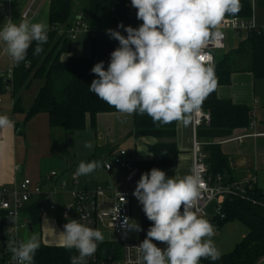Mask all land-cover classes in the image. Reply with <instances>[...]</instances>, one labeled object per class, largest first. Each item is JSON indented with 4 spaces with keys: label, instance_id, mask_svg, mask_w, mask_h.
I'll list each match as a JSON object with an SVG mask.
<instances>
[{
    "label": "clouds",
    "instance_id": "clouds-1",
    "mask_svg": "<svg viewBox=\"0 0 264 264\" xmlns=\"http://www.w3.org/2000/svg\"><path fill=\"white\" fill-rule=\"evenodd\" d=\"M131 6L142 23L135 28L118 24L126 35L106 30L119 46L110 53L107 69L103 61L92 67L97 78L89 91L122 115L146 114L153 123L188 125L218 85L215 65L204 62L203 52L223 38L219 26L227 14L241 10L240 0H131ZM47 40V25L27 17L19 23L6 18L0 27V45L17 65L25 61L33 42L35 56L43 52ZM11 127L14 121L0 115V129ZM85 147L91 149L92 143L86 142ZM98 167L95 160L81 161L75 175H89ZM200 186L201 177L196 173L175 178L154 167L141 174L133 196L152 224L146 237L134 246L136 258L128 264H200L202 259L220 258L212 239L216 228L199 215ZM65 218L63 245L78 252L70 257V264H88L104 235L82 223L84 217ZM121 227L124 238L129 231L143 230L127 219ZM7 247L14 264H34L40 239L33 232L26 239L9 240Z\"/></svg>",
    "mask_w": 264,
    "mask_h": 264
},
{
    "label": "trees",
    "instance_id": "trees-1",
    "mask_svg": "<svg viewBox=\"0 0 264 264\" xmlns=\"http://www.w3.org/2000/svg\"><path fill=\"white\" fill-rule=\"evenodd\" d=\"M127 0H85L87 9L82 18L92 30L104 31L117 29L121 22L126 23ZM241 10L227 17L249 19L258 11L264 13V0H240ZM73 0H52L49 14L50 28L48 40L42 45L43 52L33 55L35 42L28 49L25 61L14 63L13 79L0 76V97L8 93L15 99L13 112L26 114L25 123L39 114L49 117L51 128L63 129L69 136L86 129L90 117L92 127L96 126L97 116L105 113H119L89 91V85L96 79L92 67L100 61L107 69L110 53L119 46L118 41L98 37L90 39L88 56L71 55L72 41L59 34V27H68L75 19ZM215 74L218 78L217 88L205 99L201 109L209 112L211 123L199 130V137L206 140L225 139L237 129H248L252 119V110L246 105L234 104L231 100L219 99L216 95L220 86L230 84L231 76L237 72L250 73L254 79H264V33L248 34L239 48L222 57L216 55ZM35 80H43L33 105L28 111L22 106L20 93L30 89ZM10 86L9 92L6 88ZM134 115V129L130 136L136 139H147V149L151 154L148 160H138V178L152 168L160 170L173 169L178 166L180 151L173 139L176 137L177 122L170 124L153 123L146 114ZM207 153V163L212 175L222 174L235 181L229 157L222 151L217 142L203 143ZM97 161L95 155L85 162ZM264 202V194L254 189L253 195ZM39 202L28 210L30 223L39 227L42 223L39 214ZM223 212L224 219H212L211 222L220 229L229 222L238 221L248 230V234L228 254L218 260L202 259V264H260L264 259V207L253 205L238 198L226 200ZM142 240L152 222L142 210ZM157 243L156 241H153ZM100 258H120L122 247L119 243H101ZM108 254V255H107ZM77 255L75 249L64 246L41 245L34 256V264H70V257ZM1 263V260H0Z\"/></svg>",
    "mask_w": 264,
    "mask_h": 264
},
{
    "label": "built area",
    "instance_id": "built-area-1",
    "mask_svg": "<svg viewBox=\"0 0 264 264\" xmlns=\"http://www.w3.org/2000/svg\"><path fill=\"white\" fill-rule=\"evenodd\" d=\"M126 23L125 27H138L142 21L136 18V9L131 6V0L126 1ZM32 13L29 8L23 17L29 18ZM224 33L223 38L214 45L205 48L203 55L204 62L215 64L216 51L226 49V31H233L236 35L264 33V24H259L255 16L249 19L225 16L219 26ZM126 35L123 29H116ZM60 35L67 36L71 41H75L82 33H88L90 39L98 37L110 38L104 31L92 30L89 24L81 17L72 21L70 26H61L58 29ZM7 71L6 78L13 79L14 62ZM7 91L12 88L8 86ZM1 102V100H0ZM211 123L209 112L200 109L193 114L192 118V158L193 173L201 177L200 195L197 207L199 215L207 216V209L214 204L212 219H224L223 212L226 200L234 198L241 199L253 205L264 207V202L258 201L254 195L256 179H250L245 183L230 181L225 175H212L207 163L208 155L204 151L203 143L199 137V130L208 127ZM255 127V122L250 125ZM101 169L111 176L110 180L103 185H97L93 189H77L80 183V176L72 173L70 181L64 179L58 172L52 171L45 179L33 181L28 177L16 178L11 186L0 185V239L3 240V256L0 264H14L11 253L8 250V241L15 239L22 240V232L29 231L30 220L26 213L29 208L41 200L39 214L43 215L47 211H57L61 208L62 220L60 228L64 231V225L68 222L65 218L78 219L86 223L89 227L99 229L103 234H114L115 239L104 240L103 243H119L122 247L120 258H100V244H98L95 255L88 260V264H128L129 260H135L136 253L134 246L142 241V236L130 240L123 239V229L121 225L124 219L128 223H133L134 212L142 213V205L133 196L138 178V158L133 150L118 148L110 154V158L99 162ZM17 172L22 171L20 165L15 166ZM134 173V174H133ZM131 175V179L129 176ZM50 182V183H49ZM49 184V187H48ZM74 185L70 189L69 185ZM123 198L126 202L123 201ZM71 207V208H69ZM128 217V218H127ZM212 223V222H211ZM213 224V223H212ZM214 225V224H213ZM215 226V225H214ZM132 231H129L130 233ZM157 246L164 248L165 244L157 242ZM78 255V252H77ZM108 255V254H107Z\"/></svg>",
    "mask_w": 264,
    "mask_h": 264
},
{
    "label": "crops",
    "instance_id": "crops-1",
    "mask_svg": "<svg viewBox=\"0 0 264 264\" xmlns=\"http://www.w3.org/2000/svg\"><path fill=\"white\" fill-rule=\"evenodd\" d=\"M51 5H52V0H0V27L3 26V24L6 21V18H11L13 19L14 22L19 23L20 18H22L24 13L29 8H31L32 13L29 16V19L32 20L33 22L45 23L47 25V29L49 30L50 28L49 14L51 10ZM74 16H75L74 17L75 19L78 17L82 18L83 14H80L79 12H77V14H75ZM256 16H257L256 21L259 24H264V13H262L261 11H258L256 13ZM89 53H90V36L88 33L85 32V33H82L77 40L72 41L71 55L88 56ZM10 60L11 58L3 51V45H0V76L6 77L7 71L11 66ZM233 75L231 76V80L233 78ZM249 75L251 74L249 73ZM39 81H43V80H39ZM43 85H44V81H43L42 86H40L39 90L34 96L32 105L40 89L43 87ZM220 87H218L217 92H216V95L219 99L231 100L234 104H237V105L247 106L246 103H250L249 100H245L243 96H240V95L230 96L229 98L225 97V94L220 93L219 91ZM30 89L24 90L25 91L24 93L28 92ZM7 96L8 94L0 97V100H1L0 111L2 110V108L6 107L7 111L12 113L13 119H14L13 120L14 127L10 130L8 128L0 129V185L11 186L16 180V178H20V177H28L35 182L39 181L40 179H45L48 175L45 174L46 172L43 170L42 163H45L44 160H47V158L43 160L44 162L41 161L36 165L29 164L30 150L26 149V146L24 145L25 140L23 141L21 137L23 130L21 128V124H19L18 122L20 120L25 121L26 114L25 113L15 114L13 112V108H14L13 106L15 103V99L10 95L12 100L11 101L9 100L8 102L5 99ZM22 96H24V94L20 95L21 101L23 103ZM32 105H30L29 108H25L22 104L23 108L26 111H28ZM251 110H252V115H253V119L251 123L255 122L254 128L250 127L251 125L250 123L248 129H237L234 131L233 135L229 138L206 140L200 137V140L202 141V143H211V142L219 143L221 145L223 153L229 157L234 180L237 182L245 183L246 181L254 178L257 180V183L255 184L254 189L256 190L258 189L264 194V107L258 108L257 103H255V106L252 107ZM39 115H42V114H39ZM103 115L111 116L110 118L113 120L115 118H120L121 120L123 119L124 121L128 116H130V115H122L120 113L100 114L97 116V123H96L97 125L99 124L100 116H103ZM47 118H48V125L50 127L49 117ZM132 118H133V125H134V115ZM133 129H134V126H133ZM133 129L126 134L128 137H130L131 133L133 132ZM176 129H177L176 137L172 141L176 143L177 148L180 151L179 159H178L179 160L178 166L176 168L165 169L163 171H165L168 177L174 176L175 178H180L185 175L193 174L192 122L189 123L188 125H185L183 122H177ZM79 132H82V131H79ZM118 148L119 147H113L112 149H110L109 154L114 153ZM88 151L90 152V150ZM84 155L85 156L83 157H86L87 155H92V154H84ZM142 156L143 157L141 158L137 157L138 160L142 161V160H148L151 158V154L149 153L148 149H147V153H145ZM87 157L89 158V156ZM86 159L87 158H85L84 161ZM17 165H20L22 167L21 172H17L15 170V166ZM74 165H75V161L72 162L71 160H67V163L66 162L60 163V167L62 170L60 175L64 179H67L70 181L72 173H76L74 169L77 166L75 167ZM98 168L101 169V166L99 165ZM97 173L98 171L96 169L94 172H92L89 175H81L80 183L77 186V189L89 190L99 185L97 178H96ZM104 174L106 176V180L104 181V183L110 180L111 176L113 178V175L108 176L105 172ZM48 187H49V184H48ZM69 187L70 189H74V185L72 184H70ZM47 213L54 215L52 214L53 213L52 211H47L45 214ZM139 213L140 212L137 210L134 212L133 223L139 224L140 227L142 228V222H141L142 213H140L139 223L136 218V216ZM45 214L40 215L42 222L44 219L43 216ZM60 216L61 217L57 216L58 217L57 220L55 219L56 226H59V229H60V224H61L62 213ZM212 216L210 217V222L212 220ZM215 228L217 231L221 233L228 231V237L236 241L234 244V248L248 234L247 228L238 221L229 222L225 224L224 226H222L220 229H218L216 226ZM29 231L31 233L34 231L33 226H32V230L29 229ZM130 233L137 234L138 232L132 231ZM139 233H140V236H142V231H140ZM107 234H110V233H107ZM137 237L138 236H135L134 238H137ZM45 245L64 246L63 244H59V245L45 244ZM3 248H4L3 240L0 239V260L2 259V256H3ZM200 264L202 263L200 262Z\"/></svg>",
    "mask_w": 264,
    "mask_h": 264
},
{
    "label": "rangeland",
    "instance_id": "rangeland-1",
    "mask_svg": "<svg viewBox=\"0 0 264 264\" xmlns=\"http://www.w3.org/2000/svg\"><path fill=\"white\" fill-rule=\"evenodd\" d=\"M87 9L85 0H73V15L79 12L83 14ZM257 16L255 15V18ZM246 38V33L242 35H236L233 31H226V49L216 51V55L219 57L224 56L227 53H232L239 48L240 44ZM230 84L224 85L219 88L221 94H225V97L230 96H243L245 100H249L250 103H246L248 107L252 108L257 103L258 108L264 107V79H253L249 73L241 71L234 73ZM43 81L36 80L31 89L24 93L23 90L20 95H23V106L29 108L32 105L33 98L42 86ZM219 93V94H220ZM222 96V95H221ZM8 102L11 101L10 93L5 98ZM0 115H7L12 121L13 115L7 111L4 107L0 111ZM48 116L45 114L39 115L33 118L30 122L18 121L21 124L23 133L21 134L22 140H25L26 149L30 150L29 164L42 163L45 174L49 175L52 171L61 174L62 170L60 163H67V160L75 161V167L79 165L81 161H84L87 156L95 155L98 158V163L108 160L110 158L109 151L113 147H119L124 149L133 150L138 158L143 157L147 153L146 143L147 139H136L132 136L128 137L126 134L133 129V115L128 116L125 121L120 118L111 119V116H100L99 124L94 128L91 124L90 117L87 119L86 129L82 132H76L69 136L63 129L50 128L48 125ZM19 120V119H18ZM97 123V120H96ZM8 128L9 130L12 129ZM92 143V148H86V142ZM109 146V147H108ZM108 147V148H107ZM90 150V152L88 151ZM84 154H92L87 155ZM47 158V160H44ZM44 160V161H43ZM77 164V165H76ZM77 167L74 169L77 170ZM98 173L96 178L99 185H103L106 180L104 171L97 168ZM214 204L207 209V216H204L210 221V217L213 214ZM61 209L56 212L45 214L43 217L42 225L35 227L34 231L40 239V246L45 244L59 245L63 244V234L61 228L56 226L55 219L61 217ZM58 216V217H57ZM137 221H140V213L136 216ZM62 220V218H61ZM58 225V224H57ZM32 232V233H33ZM30 231L24 230L22 232L23 239H26L32 234ZM104 240L115 239L114 234H103ZM137 234H128L126 240H130ZM216 247L219 249L221 255L228 254L234 248L235 240L228 237L227 232H219L216 230V234L212 238ZM264 264V259L261 262Z\"/></svg>",
    "mask_w": 264,
    "mask_h": 264
},
{
    "label": "water",
    "instance_id": "water-1",
    "mask_svg": "<svg viewBox=\"0 0 264 264\" xmlns=\"http://www.w3.org/2000/svg\"><path fill=\"white\" fill-rule=\"evenodd\" d=\"M29 229L32 230V225H31V224L29 225ZM260 264H261V263H260Z\"/></svg>",
    "mask_w": 264,
    "mask_h": 264
}]
</instances>
